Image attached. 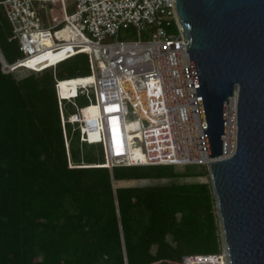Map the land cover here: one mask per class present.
<instances>
[{
  "label": "trees",
  "instance_id": "1",
  "mask_svg": "<svg viewBox=\"0 0 264 264\" xmlns=\"http://www.w3.org/2000/svg\"><path fill=\"white\" fill-rule=\"evenodd\" d=\"M0 50L9 64L24 55L2 5ZM89 75L87 53L8 73L0 58V264H181L186 254L219 252L213 183L198 179L209 174L206 165L110 169L76 159L80 131L63 125L56 78ZM143 179L170 182L117 185Z\"/></svg>",
  "mask_w": 264,
  "mask_h": 264
},
{
  "label": "built area",
  "instance_id": "2",
  "mask_svg": "<svg viewBox=\"0 0 264 264\" xmlns=\"http://www.w3.org/2000/svg\"><path fill=\"white\" fill-rule=\"evenodd\" d=\"M60 1L61 20L45 16ZM73 13L65 0H0L19 40L23 57L3 63L4 72L25 67L42 71L79 53H87L91 75L76 84L56 78L63 125L80 131L81 144H101L104 162L94 166L203 164L212 158L194 83L190 75L187 37L177 0H75ZM57 20V21H56ZM133 26L136 40H119L121 28ZM113 38V40H107ZM63 55L30 68L28 61L43 54ZM69 88L64 95L62 86ZM84 96L97 115L81 116L73 100ZM65 100L74 104L66 114ZM232 108V100L229 106ZM96 116L98 129H88ZM237 120V115H236ZM97 135L93 143L91 136ZM224 135L225 154L231 155L235 135ZM234 137V138H233ZM181 264H231L225 239L217 253L186 254Z\"/></svg>",
  "mask_w": 264,
  "mask_h": 264
},
{
  "label": "water",
  "instance_id": "3",
  "mask_svg": "<svg viewBox=\"0 0 264 264\" xmlns=\"http://www.w3.org/2000/svg\"><path fill=\"white\" fill-rule=\"evenodd\" d=\"M177 9L231 264H264V0H177ZM236 89V144L226 156Z\"/></svg>",
  "mask_w": 264,
  "mask_h": 264
},
{
  "label": "rangeland",
  "instance_id": "4",
  "mask_svg": "<svg viewBox=\"0 0 264 264\" xmlns=\"http://www.w3.org/2000/svg\"><path fill=\"white\" fill-rule=\"evenodd\" d=\"M67 4V12L73 13L76 8L75 0H65ZM50 8H52L51 11L47 10L45 12V16L47 14H50L51 19L56 18L57 20H61L64 16V11L60 6V1H57L55 4L51 5ZM56 20V21H57ZM138 34L133 26H129L128 28H121L120 32L118 34L119 40H136L138 39ZM107 40H113V38H108ZM28 72V71H27ZM75 101L77 104H79V113L81 116H88L90 113H93V115H97V109L88 107L89 101L88 99L84 97L76 98ZM66 114H69L71 112H74V108L66 107ZM88 129L91 131L95 128L98 129L97 126H94L90 120L87 121ZM75 141L72 142V152L74 153V156L78 161H87L92 160L96 162H103L104 156L102 152V146L101 144L96 145H87V144H81L78 141V133L74 136ZM97 135L91 136V140L93 143L97 142L95 138H97ZM177 170H183L181 167H176ZM192 178H188L187 180H191ZM200 180H211L210 172L207 176L203 178H198ZM170 182V179H159V180H149V179H143V180H130V181H123V182H117L118 186H130V185H146V184H153V183H167ZM217 215L219 218V224H220V233L222 238V243L224 242V234H223V228H222V220L217 204Z\"/></svg>",
  "mask_w": 264,
  "mask_h": 264
},
{
  "label": "bare ground",
  "instance_id": "5",
  "mask_svg": "<svg viewBox=\"0 0 264 264\" xmlns=\"http://www.w3.org/2000/svg\"><path fill=\"white\" fill-rule=\"evenodd\" d=\"M70 81H73L74 82V83H70V84H73V86H74V92H76V90H75L76 84L79 83V82H82V81H78L75 78L70 79ZM62 92H63L64 95H69L70 94L69 88L65 87L64 85L62 86ZM231 100H232V108L230 109V113H229V117H230V127L233 129V133L235 135L236 115H237V100H238V91H237V89H236L235 95L233 96V98ZM88 120H90L92 122V124L94 126H97V128H98L96 116H93V118H89ZM234 146H235V143H233L231 145V147H232L231 150L234 149Z\"/></svg>",
  "mask_w": 264,
  "mask_h": 264
},
{
  "label": "crops",
  "instance_id": "6",
  "mask_svg": "<svg viewBox=\"0 0 264 264\" xmlns=\"http://www.w3.org/2000/svg\"><path fill=\"white\" fill-rule=\"evenodd\" d=\"M127 181H130V180H127ZM123 182V181H122Z\"/></svg>",
  "mask_w": 264,
  "mask_h": 264
}]
</instances>
